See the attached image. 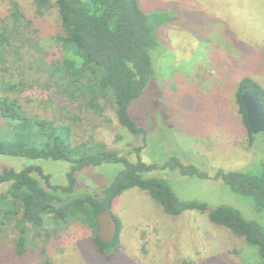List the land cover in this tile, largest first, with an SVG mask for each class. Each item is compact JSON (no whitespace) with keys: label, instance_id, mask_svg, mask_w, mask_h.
<instances>
[{"label":"trees","instance_id":"1","mask_svg":"<svg viewBox=\"0 0 264 264\" xmlns=\"http://www.w3.org/2000/svg\"><path fill=\"white\" fill-rule=\"evenodd\" d=\"M30 6L27 13L16 0H10L0 14V156L28 162L0 171V264H9L11 256L21 259L30 253L38 258L36 264H54L51 250L57 248L58 229L91 222L96 253L110 259L121 223L115 218L114 239L102 243L97 237L96 215L111 210L117 197L131 188L146 193L167 216L187 211L206 214L210 224L255 248L264 264V229L257 221L233 205L209 208L196 199L181 200L169 180L155 173L168 170L206 178L204 171L174 156L160 164L141 158L146 130L133 118L132 108L148 96L158 76L153 57L163 52L160 31L173 14L145 9L140 0H31ZM234 89L249 144L258 135L263 137L260 158L247 169L219 168L213 179L264 213V134L251 133L242 103L243 92L251 89L264 114V89L250 77L241 78ZM38 107L43 108L40 113ZM67 114H73V123L95 116L98 123L90 127L92 132L114 122L125 136L140 143L124 150L94 139L76 143L72 126L64 122ZM121 139L116 135V140ZM37 162L66 163L64 182H52ZM103 164L122 168L104 185L79 189L77 175ZM51 213L54 220L47 218ZM49 224L56 229L46 237L45 225ZM69 249L61 253L66 255Z\"/></svg>","mask_w":264,"mask_h":264},{"label":"rangeland","instance_id":"2","mask_svg":"<svg viewBox=\"0 0 264 264\" xmlns=\"http://www.w3.org/2000/svg\"><path fill=\"white\" fill-rule=\"evenodd\" d=\"M9 1L0 0V14ZM16 1L30 13L31 0ZM140 1L145 9H165L173 14L160 31L163 52L153 57L158 76L148 96L133 103V118L146 130L142 160L160 164L174 156L204 171L206 178L181 176L168 170L155 173L169 180L181 200L196 199L209 208L233 205L264 229L263 212H257L249 199L232 193L221 180L213 179L219 168L242 170L259 162L263 137L258 135L249 144L234 86L241 78L250 77L264 89V0ZM42 109L38 107V113ZM70 116L65 115L64 122L72 126L76 143L94 139L119 150L140 143L125 136L114 122L92 132L90 127L98 123L95 116L81 118L76 124ZM118 134L122 138L119 141ZM27 163L25 159L0 156V171ZM37 163L51 175L52 182H64L66 163ZM121 168L120 164H103L84 169L77 175V186L86 190L104 185ZM110 211L121 223V234L115 250L109 253L110 259L96 253L90 238L93 222L88 226L77 223L58 229L57 248L51 250L54 264L261 263L255 248L210 224L206 214L187 211L167 216L136 188L117 197ZM47 218L55 219L52 213ZM54 229L52 224L45 225L46 237ZM13 245L9 244L8 249ZM66 247L70 249L64 255L61 252ZM34 255L25 254L21 259L11 256L8 262L36 264L39 260Z\"/></svg>","mask_w":264,"mask_h":264},{"label":"water","instance_id":"3","mask_svg":"<svg viewBox=\"0 0 264 264\" xmlns=\"http://www.w3.org/2000/svg\"><path fill=\"white\" fill-rule=\"evenodd\" d=\"M242 103L246 113V123L253 135L264 134V114L257 93L247 89L242 94ZM97 237L102 243L111 242L116 234L117 225L112 212L103 210L96 215Z\"/></svg>","mask_w":264,"mask_h":264}]
</instances>
